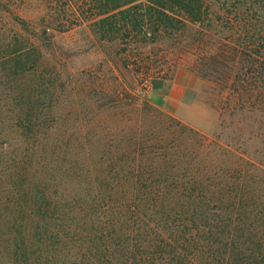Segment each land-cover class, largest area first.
Instances as JSON below:
<instances>
[{
  "label": "trees",
  "instance_id": "16d2710c",
  "mask_svg": "<svg viewBox=\"0 0 264 264\" xmlns=\"http://www.w3.org/2000/svg\"><path fill=\"white\" fill-rule=\"evenodd\" d=\"M78 30L101 61L78 63L68 38ZM163 36L182 44L173 67L190 55L211 83L224 139L165 115L103 66L115 56L122 75H149L159 59L136 47ZM110 94L129 108L106 144L87 113ZM139 112L155 119L127 124ZM0 167V186L14 189L0 194L12 229H0V264L54 232L42 220L60 206L66 238L81 243L91 224L94 264H264V0H0Z\"/></svg>",
  "mask_w": 264,
  "mask_h": 264
},
{
  "label": "rangeland",
  "instance_id": "374dc122",
  "mask_svg": "<svg viewBox=\"0 0 264 264\" xmlns=\"http://www.w3.org/2000/svg\"><path fill=\"white\" fill-rule=\"evenodd\" d=\"M22 13L27 15L28 11L22 10ZM82 36L84 37V32L79 30L71 31L68 35V38L77 39L80 42L81 53H79L80 59L78 63L91 60L93 62L101 61L102 54H104V52H101V47L97 48V46H94L88 50H83L86 46L81 39ZM138 44L140 46L138 45L136 49L150 53L152 58L159 59V61L156 60L155 67H151V74H142L138 78H133L129 73L122 75L119 69L115 67L117 61L115 56L113 57L115 63L111 59L104 60L103 66L105 68L112 67L113 70L108 69V71H111L114 75H118L116 83H120L129 88V90L134 89L143 98L147 99L150 104L165 113V115L186 123L210 137L221 132L222 138L224 139L226 130L220 126L218 100L216 99V93L212 89L211 83L196 75L194 71L190 69L188 65L189 58L191 57L190 55L188 57L182 55L183 59L179 60V64L176 67H173L174 64H176L175 52L182 44H178L172 37L167 36H163L155 42L144 43L142 45L141 42H138ZM162 60H165L164 65ZM119 66H121V69L123 68L120 62ZM158 67H162L163 70L157 71L156 69ZM130 86H133V89ZM123 102L129 101L125 97H120V99H118L113 94H110L106 99L89 101V111L87 113V118H89L88 125L91 130H96L97 134L100 135V138H102V141L106 144L113 140L116 126L115 122H117L120 116V110L122 109L125 112L129 108V106L123 104ZM145 113L146 112H144V114L136 113V115L129 120V123L127 120V124L131 122V125H135L137 129H139V124L144 125L148 122L152 123L155 119L154 115H146ZM181 113H183V116L180 115ZM99 119L101 121H99ZM20 147L21 146L18 148ZM1 168L2 167H0V169ZM8 172H10L9 169L6 170V173ZM28 180L29 177L24 178V185ZM66 184L67 187H65V189L73 193V189L71 188L75 186L76 183L71 185L69 177ZM2 186H0V194H6L11 198L14 193L12 185L5 181L2 183ZM65 209H67L65 206H60V215L58 216L56 214L59 219H54L53 217L51 220L44 215L42 222L47 223L49 221L50 224H55L52 225V230L55 229V231H51L49 236L46 237H40L41 232H37L36 236L38 239L34 241L33 245L26 248L27 252L23 256H12V254L4 256L3 259L6 264H94V261H90L86 254V244H90L88 240L91 233V224L85 226V232L87 233L81 243L77 240L76 236L72 235L66 238L65 234L67 230L63 228H66L65 225L67 224H60L63 222L62 219L60 220V217H62V213ZM0 213L1 216H4L8 211H4L0 208ZM18 216L27 218L29 215L28 213L22 212L18 214ZM76 228L75 232H78L79 229L78 227ZM0 229L4 232V235H7V233L12 230L9 225L1 223V220ZM41 229L42 227H39L38 231ZM40 238H46L47 242L45 247L40 243ZM40 249L42 251H38ZM26 256H29L27 262L25 261ZM103 264H107V262L104 261Z\"/></svg>",
  "mask_w": 264,
  "mask_h": 264
},
{
  "label": "crops",
  "instance_id": "0c3cea01",
  "mask_svg": "<svg viewBox=\"0 0 264 264\" xmlns=\"http://www.w3.org/2000/svg\"><path fill=\"white\" fill-rule=\"evenodd\" d=\"M180 115L183 116V113H181Z\"/></svg>",
  "mask_w": 264,
  "mask_h": 264
}]
</instances>
